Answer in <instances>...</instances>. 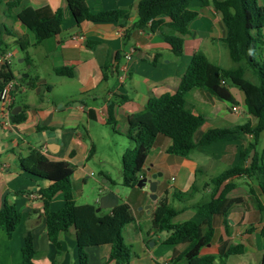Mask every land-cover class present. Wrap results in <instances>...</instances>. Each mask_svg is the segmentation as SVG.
<instances>
[{
  "label": "crops",
  "instance_id": "crops-1",
  "mask_svg": "<svg viewBox=\"0 0 264 264\" xmlns=\"http://www.w3.org/2000/svg\"><path fill=\"white\" fill-rule=\"evenodd\" d=\"M13 1L16 0H1L0 3V35L8 45L7 54H11L8 63L16 76V81L11 83L10 102L4 105L0 100V210L5 205L15 206L22 213V222L12 238L0 229V264H22L23 236L27 232L33 235L35 264H80L73 228L60 234L59 252L48 238L39 191L47 188L50 182L22 171L20 160L37 150L51 161L69 162L74 169L72 184L77 205L91 204L99 208L100 199L123 184V171L119 170L122 181H117L107 170V161L97 160L98 142L105 139L116 142V137H125L130 118L141 112L151 97L175 94L196 53H204L220 68H233L232 60L233 66L225 58L227 54L218 50L226 37V28L212 5L193 4L192 9L198 12V17L191 23L190 33L184 37V52L178 58L159 34L148 28H134L140 0H87L94 13L130 8L131 16L125 27L114 22L85 21L78 25L67 0H19V4L8 11L6 4ZM259 4L264 6V0H259ZM44 7L52 11L62 9L61 32L23 52L20 40L33 42L34 38L18 15L27 8ZM255 51L258 61L264 63V44H258ZM26 53L31 64L25 61ZM102 64L106 68L107 80H104ZM2 66L0 64V70ZM58 68L72 69L73 77L58 76L55 73ZM228 88L236 101L234 105L198 88L187 93L186 101L193 113L207 117L194 136L196 143L211 129L257 124V120L247 113L245 94L235 86ZM112 102L117 103L114 114L116 131L107 123L108 104ZM233 106H238L240 112H234ZM19 114L25 116L24 120H17ZM252 138L245 135L237 141L200 145L188 158L168 154L171 140L162 135L157 138L139 178L156 177L158 199L152 200L146 187L144 190L127 187L132 193L125 198L119 189L118 205L127 204L135 219L123 232L134 252L128 264H168L188 247L187 240L170 245L167 243L169 234L154 233L152 213L165 192H170V205L179 203L175 207L171 205L178 211L174 222L194 221L199 235L206 233L209 220L197 212L194 205L212 196L211 180L238 165L241 150ZM92 146L94 155L89 159ZM128 149L134 151L131 163L135 164L137 145L124 143L118 151L121 167ZM257 153L259 163L264 166V132L260 134ZM168 171L172 174L171 179L165 181L163 178ZM102 179H105L103 183ZM90 181L101 183V187L97 188L94 197L89 198L91 203L79 204ZM228 183L234 184L235 188L227 197L238 201L227 217L215 215L211 218L214 235L201 255L217 254L219 243L223 241L242 245L244 252L224 260L217 259L215 264H261L264 255V195L254 178L234 176L219 187L213 194L215 198ZM194 187L189 198L180 200L174 196L177 192H190ZM63 207L64 196L58 193L50 210ZM113 209H101L99 213L111 214ZM110 252V245L88 248L89 264H115L110 261Z\"/></svg>",
  "mask_w": 264,
  "mask_h": 264
},
{
  "label": "trees",
  "instance_id": "trees-1",
  "mask_svg": "<svg viewBox=\"0 0 264 264\" xmlns=\"http://www.w3.org/2000/svg\"><path fill=\"white\" fill-rule=\"evenodd\" d=\"M19 0L6 4L10 11L19 4ZM0 3L1 0H0ZM72 14L78 23L85 21L92 23H118L125 27L131 16L130 8H120L94 13L89 8L87 0H67ZM202 7L212 5L221 15L226 28L223 43L228 48L230 58L234 63L231 69H223L211 63L202 52L196 53L182 76L175 94H164L151 97L145 108L133 115L124 135L137 145L135 164H132L134 151L128 149L122 158L123 186L137 187L139 173L145 159L153 148L157 138L162 135L171 140L167 152L181 158H188L200 145H210L223 141H237L245 135H251L252 141L241 150L240 161L237 166L226 170L211 180L214 193L219 187L234 176L254 178L257 186L264 195V166L259 163L257 146L259 137L264 132V63L258 61L254 55L256 46L264 44V6L259 0H140L137 5L138 21L134 28L159 34L167 42L176 57L184 52V37L190 33L191 23L198 17V12L192 9L193 4ZM18 19L29 29L33 42L22 39L19 44L23 52L30 46L41 44L61 32L63 11H52L49 7L41 9L27 8ZM8 45L0 35V56L7 54ZM26 63L31 64L28 54ZM104 80L108 79L105 66L101 65ZM55 73L61 77L72 78L74 73L70 68H58ZM16 81L9 63L0 70V93L9 83ZM228 86H235L245 94L246 110L257 120L252 126L246 123L232 128H216L208 130L198 143L194 141L196 132L205 124L207 117L193 113L192 107L186 101V95L193 89H200L211 95L236 104ZM108 104V125L116 131L115 106ZM18 121L25 116H16ZM94 155L91 147L89 159ZM22 171L33 177L45 179L50 185L39 191L44 204L46 229L50 242L60 249L59 237L61 233L74 229L77 238L80 264H89L87 249L110 245V261L115 264H128L134 257L132 246L124 238L127 225L135 219L127 204H119L111 214L97 213V208L91 204L77 205L74 194L72 176L74 169L69 162L51 161L40 151L34 150L27 157L20 160ZM235 188L234 184H226L220 195L212 196L194 205V209L209 220L207 231L199 235L198 225L194 221L176 223L174 219L178 211L169 203L170 192H165L157 202L152 213V226L155 234L167 233V243L179 245L189 241L184 252L174 256L168 264H215L217 259H227L244 252L242 245L219 243V251L215 255H201L202 249L211 243L214 229L211 218L215 215L227 217L236 199H229L228 193ZM195 191L177 192L175 197L180 200L189 198ZM62 193L64 207L57 211L50 210L54 197ZM22 222V213L12 205H5L0 210V229L8 238H12ZM264 235V229H263ZM36 250L33 235L27 232L23 236L22 264H35ZM261 264H264V255Z\"/></svg>",
  "mask_w": 264,
  "mask_h": 264
},
{
  "label": "rangeland",
  "instance_id": "rangeland-1",
  "mask_svg": "<svg viewBox=\"0 0 264 264\" xmlns=\"http://www.w3.org/2000/svg\"><path fill=\"white\" fill-rule=\"evenodd\" d=\"M219 52H225V54H227V60L229 62V64H232L233 66V63L231 62V59L230 57H228V48L226 47V45L222 42L220 43L219 45V48H218ZM257 51H254V55L256 57V59L258 60V55L256 53ZM13 62H14V59H13ZM116 142H112V141H108L107 139H105L106 141H103V142H98V154H97V160H104V161H107V170L110 171L114 177L115 180L117 181H122L121 179V176L119 174V170L122 169L121 167V162H120V157H118V151H120L122 145L125 143V144H128L130 146H132V143L131 141L125 136L123 138H118L116 137ZM171 173L168 171L166 174H165V177L163 178L165 181H170L171 179ZM105 181V179H102L101 182L103 183ZM105 185V184H104ZM103 186V185H102ZM98 187H101V183H94L93 181H90V183L88 184V186H86L85 188V194L82 198V200H79V204H83V203H86V202H89L91 203L90 201V197H94L95 193L97 192V188ZM109 187H111L109 185ZM117 189H121V195L125 198L127 195L131 194L132 193V190L127 188V187H124L123 185H120ZM93 190H95L93 192ZM146 190L149 192V187L146 186ZM179 203H172L171 205L173 207L177 206ZM16 242V241H14ZM152 244V243H151Z\"/></svg>",
  "mask_w": 264,
  "mask_h": 264
},
{
  "label": "water",
  "instance_id": "water-1",
  "mask_svg": "<svg viewBox=\"0 0 264 264\" xmlns=\"http://www.w3.org/2000/svg\"><path fill=\"white\" fill-rule=\"evenodd\" d=\"M146 186L149 187L150 198L156 201L158 199V195H157L158 182L156 180V177H154L153 179H148L144 177L141 178L137 187L139 189H142L145 188ZM118 194H119V189H116L115 191L110 192L105 196H103L100 199V207L97 208V213H99L101 209L115 208L119 203Z\"/></svg>",
  "mask_w": 264,
  "mask_h": 264
},
{
  "label": "built area",
  "instance_id": "built-area-1",
  "mask_svg": "<svg viewBox=\"0 0 264 264\" xmlns=\"http://www.w3.org/2000/svg\"><path fill=\"white\" fill-rule=\"evenodd\" d=\"M10 58H11V54H5L3 56H0V64L4 65V64L8 63ZM11 92H12L11 83H9L7 86H5V88L1 91L0 100L4 105H6L10 102ZM232 110L234 112H240V109L238 108V106H233ZM142 189L144 190V188H142Z\"/></svg>",
  "mask_w": 264,
  "mask_h": 264
}]
</instances>
